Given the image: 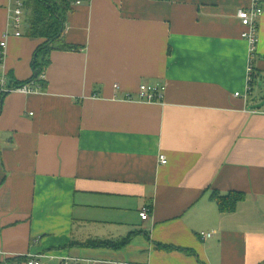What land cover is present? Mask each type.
I'll return each instance as SVG.
<instances>
[{
    "label": "crops",
    "instance_id": "0c3cea01",
    "mask_svg": "<svg viewBox=\"0 0 264 264\" xmlns=\"http://www.w3.org/2000/svg\"><path fill=\"white\" fill-rule=\"evenodd\" d=\"M255 1L73 5L64 39L81 49L51 52L46 89L0 91V264H264V13L252 82L237 15ZM12 10L0 0L10 89L44 41L27 10L15 35Z\"/></svg>",
    "mask_w": 264,
    "mask_h": 264
},
{
    "label": "trees",
    "instance_id": "16d2710c",
    "mask_svg": "<svg viewBox=\"0 0 264 264\" xmlns=\"http://www.w3.org/2000/svg\"><path fill=\"white\" fill-rule=\"evenodd\" d=\"M170 1V0H162ZM76 0H25V9L28 10L27 35L30 37L43 38L44 41L37 50L34 63L35 73L26 82L19 85L34 82L38 89H46L47 82L40 79L51 64L50 55L54 49L60 50H80V46L69 44L64 39L66 28V15L73 9ZM217 195L221 211L228 209L227 198ZM229 197L236 196L235 202L241 199L242 194H229ZM233 202V201H232ZM103 244L104 242H100ZM95 245L96 241L88 242ZM28 258H15L8 262L27 261Z\"/></svg>",
    "mask_w": 264,
    "mask_h": 264
},
{
    "label": "built area",
    "instance_id": "2783aa9c",
    "mask_svg": "<svg viewBox=\"0 0 264 264\" xmlns=\"http://www.w3.org/2000/svg\"><path fill=\"white\" fill-rule=\"evenodd\" d=\"M85 0H76L74 5L81 4ZM25 1L24 0H13V10L11 15V24L17 29L15 35L21 36V29L24 27V15H25ZM264 13V5H262L260 2L258 3V0L255 1V4L252 5L249 8H240L238 10V17L242 21L243 25H245L248 29L243 32L242 36L243 38L247 39L249 42V80L253 81L254 76V66L253 63L255 61V54L257 50V45L259 41V34H258V27H259V20L262 17ZM10 37V33L7 32L5 38L0 41V64L3 60V56L5 55L4 51L7 47V39ZM40 79L44 80L45 75L43 74ZM18 90L21 92H32L35 90H38L36 87V84L34 82L26 83L19 85L16 88L10 89V86H8L7 81L5 78L0 79V91H13ZM115 90L120 91L119 84H115ZM164 90L165 87H158V86H152L147 84H142L138 90V99L140 101L145 102H158L163 101L164 98ZM239 95V93H238ZM126 100H133V94L127 93L126 97L124 98ZM160 161L164 164L168 162L165 155L160 156ZM148 208H143L141 211V217L143 220H146L149 216ZM212 236V232H202L201 237L206 239L208 237ZM82 261H84L81 258H73V257H66L64 258L60 264H82ZM40 260L36 258H30L27 261H15L11 264H40ZM89 263V262H86ZM90 264V263H89ZM137 264V263H133Z\"/></svg>",
    "mask_w": 264,
    "mask_h": 264
},
{
    "label": "rangeland",
    "instance_id": "374dc122",
    "mask_svg": "<svg viewBox=\"0 0 264 264\" xmlns=\"http://www.w3.org/2000/svg\"><path fill=\"white\" fill-rule=\"evenodd\" d=\"M26 14H27V16H28V10L26 11ZM26 14H25V15H26ZM8 39H9V38H8ZM254 62H255V61H254ZM253 73H254V76H253V78H254V77H255V74H256V73H255V70L253 71ZM44 75H45V73H44ZM133 98H134V97H133ZM133 100H135V98H134ZM73 258H76V257H73ZM77 258H78V257H77ZM86 264H89V263H86Z\"/></svg>",
    "mask_w": 264,
    "mask_h": 264
}]
</instances>
